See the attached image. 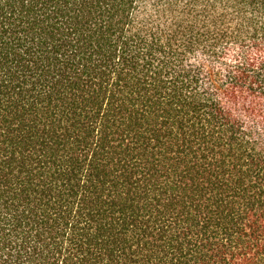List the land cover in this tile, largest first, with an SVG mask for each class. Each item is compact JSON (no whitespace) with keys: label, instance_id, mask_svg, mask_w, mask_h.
Segmentation results:
<instances>
[{"label":"trees","instance_id":"16d2710c","mask_svg":"<svg viewBox=\"0 0 264 264\" xmlns=\"http://www.w3.org/2000/svg\"><path fill=\"white\" fill-rule=\"evenodd\" d=\"M0 264H264V0H0Z\"/></svg>","mask_w":264,"mask_h":264}]
</instances>
